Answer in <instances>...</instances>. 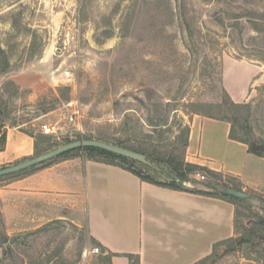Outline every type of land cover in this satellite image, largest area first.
<instances>
[{"label":"rangeland","instance_id":"rangeland-1","mask_svg":"<svg viewBox=\"0 0 264 264\" xmlns=\"http://www.w3.org/2000/svg\"><path fill=\"white\" fill-rule=\"evenodd\" d=\"M229 60L258 67V81L231 99L248 106L222 114L264 144V0H0V127L42 135L40 149L119 139L186 163L183 131L192 115L217 114ZM37 169L0 178V264H108L85 224L33 200L23 181ZM189 179L188 190L216 183ZM248 194L235 215L243 242L204 264H264V191Z\"/></svg>","mask_w":264,"mask_h":264},{"label":"crops","instance_id":"crops-1","mask_svg":"<svg viewBox=\"0 0 264 264\" xmlns=\"http://www.w3.org/2000/svg\"><path fill=\"white\" fill-rule=\"evenodd\" d=\"M258 67L224 64L223 88L234 101L257 82ZM184 161L234 179L241 191H264V157L232 140L230 124L192 115ZM35 156V141L19 127H7L0 168ZM24 179L33 200L49 204L85 224L89 236L109 253L110 264H194L213 246L234 236L235 206L226 200L163 188L141 181L119 167L83 155L53 162Z\"/></svg>","mask_w":264,"mask_h":264},{"label":"trees","instance_id":"trees-1","mask_svg":"<svg viewBox=\"0 0 264 264\" xmlns=\"http://www.w3.org/2000/svg\"><path fill=\"white\" fill-rule=\"evenodd\" d=\"M3 53V52H2ZM8 69V63L5 64V66L1 69L2 72H6ZM222 92V97L219 103H217V105L215 106L217 109V114L216 115H203L206 117H209L211 119H216V120H221V121H225L228 122L230 124V138L232 140L241 142L245 145H247L248 147V152L250 154H253L255 156L258 157H264V144H255V143H248L246 140H243L241 138H239L236 135V125L234 124L235 122H237V119L235 117L231 118L228 117L227 115L222 114V112L224 110H238L240 108L246 107L248 106L247 104H237L234 103L231 98L229 97V95L227 94V92L225 91V89L222 87L221 89ZM47 112H44L43 114H46ZM15 127V126H12ZM6 126L2 125L0 127V149L4 146L5 144V131H6ZM23 131V130H22ZM25 134L31 136L34 141H35V156L40 155L42 153L48 152L50 149L52 148H57L56 145L54 146H49L45 149H40V145H41V140L44 139V137L42 135H35L26 131H23ZM188 133H189V127L186 126L183 134H184V139H183V148H184V152H185V148H186V144H187V137H188ZM81 136H77L76 140H81ZM84 140H97V141H102L105 142L107 144H112L118 147H122L131 151H134L136 153H140L142 155H144L147 160L151 163V167L141 164L137 161L98 149V148H94V147H84V148H79V149H74L68 152H65L61 155H59L58 157H55L49 161H46L44 163H41L39 165H43L47 162L53 161L56 158H60V157H64L67 156L70 153H74V152H80L82 153L83 157L86 158L87 160H91V161H95V162H99V163H103V164H107V165H112V166H116L119 167L125 171L130 172L131 174L137 176L141 181L143 182H147L149 184H153L155 186H159V187H163V188H168V189H172V190H177V191H187L193 194H197V195H206V196H210V197H214V198H219V199H223L226 200L228 202H231L234 206H235V215H236V207L238 203H243L246 202V200H242V199H236V198H232V197H227L224 195H220L219 193H217L216 191H214V188L217 189H233L236 191H241V189L239 188L238 185H234V186H230L227 185L226 183H220V180L222 178V175L217 174V173H213L211 171H208L206 169H203L199 166L196 165H192V164H188V163H176L174 161H172L170 158L164 157L162 155L160 156H156L153 153H150V151L142 148V147H134L128 143H126L125 141L122 140H114V141H109L107 139L104 138H84ZM71 140H67V143H70ZM59 147V146H58ZM155 164V165H154ZM161 164H165L167 166H169L173 172H175L176 174H178L179 176H181L184 181L187 182H191L189 179V175L194 173L195 171H202L204 173H206L208 175V177L215 179L216 183H203V186L207 189V191H202V190H188L186 188L183 187L182 184L177 183L174 180L169 179L166 175V179L164 181L159 179V175H162V172L157 171L155 168L156 167H160ZM36 166L31 167L29 169L20 171L18 173L12 174V175H16V174H22L28 170L34 169ZM10 176V175H8ZM204 176V175H203ZM248 194V193H247ZM234 235L235 237L217 243L213 246L212 249V253L207 256L206 258L200 260L197 263L194 264H204V262L206 260H208L209 258L212 257L215 249L223 244H227L229 242H233L236 244H241L243 242V237L239 236L237 233V228H236V217L234 220ZM96 245L101 248L102 253L105 254V261H107L108 264L111 263V259L112 257L116 256L115 254L109 253L108 251H106L100 244H98L94 239H92ZM126 258H128L129 260V264H138V257L137 256H133V255H124Z\"/></svg>","mask_w":264,"mask_h":264},{"label":"water","instance_id":"water-1","mask_svg":"<svg viewBox=\"0 0 264 264\" xmlns=\"http://www.w3.org/2000/svg\"><path fill=\"white\" fill-rule=\"evenodd\" d=\"M84 147H94V148H98L134 161H137L141 164L147 165V166H152L151 163L147 160V158L140 154V153H136L134 151L122 148V147H118L112 144H107L105 142L102 141H97V140H77V141H73L70 143H66L64 145H61L57 148H54L48 152L42 153L40 155L34 156L31 159H28L26 161L17 163L15 165L12 166H8V167H3L0 168V178L4 177V176H8V175H12L15 173H18L20 171L29 169L31 167L34 166H38L41 163H44L46 161H49L55 157H58L59 155L74 150V149H79V148H84ZM157 171L164 173L169 179L176 181L179 184L184 185L186 182L184 181V179L179 176L178 174H176L175 172L172 171V169L167 166H160V167H156L155 168ZM214 191H216L217 193H219L220 195H224L227 197H232V198H236V199H242V200H246L250 197L249 194L244 193V192H240V191H236L233 189H217L214 188Z\"/></svg>","mask_w":264,"mask_h":264},{"label":"built area","instance_id":"built-area-1","mask_svg":"<svg viewBox=\"0 0 264 264\" xmlns=\"http://www.w3.org/2000/svg\"><path fill=\"white\" fill-rule=\"evenodd\" d=\"M72 120V118H70V121ZM41 132L44 134V135H50V136H56L58 137L59 136V130L53 126V125H42L41 126ZM197 177L204 181L205 180V176L203 175H200V174H197ZM99 250L98 249H94L93 252H98Z\"/></svg>","mask_w":264,"mask_h":264}]
</instances>
